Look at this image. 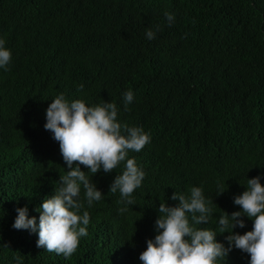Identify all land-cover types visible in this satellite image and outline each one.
Listing matches in <instances>:
<instances>
[{
    "label": "trees",
    "instance_id": "trees-1",
    "mask_svg": "<svg viewBox=\"0 0 264 264\" xmlns=\"http://www.w3.org/2000/svg\"><path fill=\"white\" fill-rule=\"evenodd\" d=\"M165 12L174 14L171 26ZM0 38L11 52L0 68V264H142L158 207L175 206L174 192L201 187L214 214L195 226L218 231L223 211L240 210L233 200L247 179L264 185V0H0ZM128 90L134 100L125 110ZM60 94L88 106L115 103L119 122L151 137L129 152L145 173L136 204L109 192L123 162L91 177L104 194L91 207L81 188L88 235L67 259L37 247L38 232L12 227L23 206L38 224L39 206L66 174L44 128ZM218 185L227 188L216 195ZM242 218L234 232L251 230L252 219ZM228 234L216 235L225 247ZM249 259L233 247L224 264Z\"/></svg>",
    "mask_w": 264,
    "mask_h": 264
},
{
    "label": "clouds",
    "instance_id": "clouds-1",
    "mask_svg": "<svg viewBox=\"0 0 264 264\" xmlns=\"http://www.w3.org/2000/svg\"><path fill=\"white\" fill-rule=\"evenodd\" d=\"M164 15L171 26L174 14ZM159 30V26L155 31L146 30V38L155 39ZM10 61L11 52L0 38V68L7 69ZM83 87L81 84L77 90L82 91ZM133 100L131 90L124 93L125 110ZM117 116L118 108L111 102L88 106L81 99L69 102L60 94L49 103L44 128L58 142L67 171L59 177L60 186L39 206L38 224L36 217L28 215L27 206H23L16 209L12 225L16 230L38 232L37 247L66 259L77 251L80 238L88 235L90 223L88 211L80 214L84 207L81 188L89 207L103 199L104 194L91 179L101 169L110 173L123 162L124 170L114 177L109 192H119L118 203L136 204L132 194L141 187L145 173L134 158H129V152H140L151 137L141 127L119 122ZM226 188L218 185L216 195ZM171 199L178 203L168 206L161 202L158 207L156 235L146 241V248L139 254L142 264H219L220 261L224 264L233 247L248 254L249 264H264V185L259 176L248 178L246 189L234 197L233 203L240 210L230 215L223 211L219 216L218 231L195 226L208 224L214 214L211 206L214 202L206 200L201 187H191L188 195L174 192ZM126 210L123 207L118 211ZM244 216L252 219L251 230L243 234L234 232L237 227H245ZM225 232L229 233L225 236L227 247L216 239L217 233ZM14 259L20 261L21 257Z\"/></svg>",
    "mask_w": 264,
    "mask_h": 264
}]
</instances>
